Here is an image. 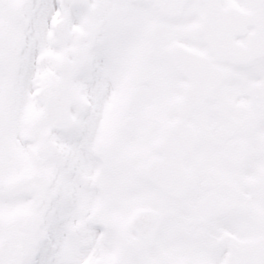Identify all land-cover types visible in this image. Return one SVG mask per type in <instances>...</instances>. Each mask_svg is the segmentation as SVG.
Returning <instances> with one entry per match:
<instances>
[{
    "label": "snow or ice",
    "instance_id": "6c2138e0",
    "mask_svg": "<svg viewBox=\"0 0 264 264\" xmlns=\"http://www.w3.org/2000/svg\"><path fill=\"white\" fill-rule=\"evenodd\" d=\"M0 264H264V0H0Z\"/></svg>",
    "mask_w": 264,
    "mask_h": 264
}]
</instances>
